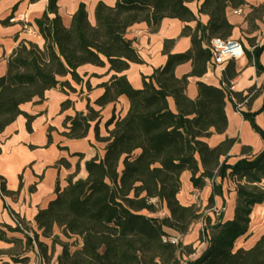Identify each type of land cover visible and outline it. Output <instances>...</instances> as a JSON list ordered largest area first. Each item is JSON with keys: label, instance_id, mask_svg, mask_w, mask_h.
Segmentation results:
<instances>
[{"label": "trees", "instance_id": "obj_1", "mask_svg": "<svg viewBox=\"0 0 264 264\" xmlns=\"http://www.w3.org/2000/svg\"><path fill=\"white\" fill-rule=\"evenodd\" d=\"M47 1V10L35 20L45 42L43 48L33 42L21 43L8 60L7 73L0 78V135L21 115L26 116L31 128L33 118L22 107L43 102L46 93L57 88L63 77L71 75L79 82L78 69L84 65H108L109 71L115 73L103 85L105 93L98 99V106L116 103L121 96L129 100L126 116L114 115L107 123L113 128L108 137L100 138L106 143L105 154L87 162V178L74 181L70 177L63 189L58 185L56 198L36 216L37 227L44 238L52 240L53 251L55 245L62 248L58 264H181L182 255L194 251L181 240L173 243L175 236L168 230L184 236L204 218L201 206H183L178 200L181 176L186 171L191 173V182L198 190L204 189L206 180L214 181L210 205L215 196L222 195L217 178H230L237 191L234 219L215 225L207 220L209 234L206 226L200 237L201 242H208L207 249L197 261L187 264H264V236L252 249L235 251L237 240L249 230L254 207L264 203V150L253 159L244 158L231 166L229 153L236 139H227L215 148L206 142L228 128L226 106L235 96L231 80L237 74L228 69L221 87L199 82L197 98L192 100L187 95L189 78H200L207 72L212 60L211 41L231 38L234 26L228 19V8H241L247 1L115 0L114 6L100 1L94 24L86 4L81 3L69 27L59 15V0ZM200 1L199 13L210 18L207 25L189 7ZM165 19L197 22L195 29L186 26L183 30L184 36L191 37L192 48L172 53L174 41H166V65L155 70L152 77L144 78L141 89H135L124 73L132 64L143 61L127 39V32L141 23L157 32ZM263 52L264 46L246 52L258 72H264L260 61ZM186 63L192 64V71L179 78L176 70ZM171 100L175 109L171 108ZM93 115L97 116L93 113L87 120L80 115L70 119L71 127L65 136L86 137ZM244 118L264 142V129L255 117L244 114ZM0 190L4 198L10 194L5 181L0 182ZM18 222L16 229L4 227L24 232L28 247L35 242L46 260L49 247L40 242L34 230L33 237L29 236L27 225L19 219ZM56 228L74 243L63 242L55 234ZM0 240H6L2 230ZM12 260L28 263L29 258L12 256Z\"/></svg>", "mask_w": 264, "mask_h": 264}, {"label": "crops", "instance_id": "obj_2", "mask_svg": "<svg viewBox=\"0 0 264 264\" xmlns=\"http://www.w3.org/2000/svg\"><path fill=\"white\" fill-rule=\"evenodd\" d=\"M100 1L109 6L115 5V0H94L91 4L84 0H59V15L64 25L69 27L79 5L85 3L89 20L94 24L95 8ZM246 1L247 4L241 8H228L227 16L234 26L231 38L239 40L246 52L252 53L256 47L264 46V9L260 8L264 6V0ZM202 3L203 1L193 2L189 7L198 20L207 25L209 16L199 13ZM47 6V0L36 3L27 0H0V78L7 73L8 60L21 43L33 42L43 48V38L40 35L37 38L31 36L24 31L23 25L25 22L30 23L38 32L35 20L42 17ZM186 26L195 29L197 22L184 23L178 19H165L157 32H152L146 23L137 24L128 30L126 37L133 42L143 61L141 64H132L124 73L135 89H141L144 78L152 77L155 70L166 65V41H174L172 53H185L192 48L191 37L183 35ZM260 61L264 66V52ZM228 69L237 74L231 80V90L235 96L230 98L226 106L228 128L223 134H213L206 142L211 148H215L227 139H236L237 143L228 159V164L233 166L244 158H255L264 150L262 138L244 118V114L254 116L258 126L264 129V72H258L247 53L243 59L233 62L211 60L204 76L189 78L187 95L192 100L197 98L199 82L221 87ZM191 71L192 64L186 63L177 68L176 75L181 78ZM78 74L79 82L73 80L71 75L63 77L57 88L46 93L43 102H32L22 107V111L33 118L31 128H28L26 116L21 115L0 135V182L5 181L7 191L10 192L4 198L0 190V230L6 237V240H0V251L4 253L0 256V264H58L62 248L55 245L53 251L52 240L42 236L36 224V216L56 198L58 185L63 189L68 185L70 177L74 181L87 178V162L105 154L106 143L100 141V138L108 137V131L113 128L107 127V123L114 115L116 118H123L129 111L126 96H121L116 103L105 107L97 105L98 99L105 93L103 85L109 83L115 75L109 71L108 65H84L78 69ZM170 103L171 108L175 109L174 101L171 100ZM93 113L97 116L93 115L89 121L90 128L86 137L72 139L65 136L71 127L70 119L80 115L87 120ZM244 149L247 150L246 153L243 152ZM191 176L188 171L182 174L178 200L183 206H201L204 218L196 221L184 236L168 230L169 234L179 237L184 246L194 251L192 254H183L181 264L197 261L207 249L208 242L200 241L207 220L210 225L233 220L237 206L236 185L230 178L216 179V184L222 186V195L215 196L213 205H210L214 185L206 180L204 189L198 190L193 186ZM18 219L27 225L29 236L33 237L34 230L39 235L40 242L49 247L46 260L42 259L35 242L28 247L24 232L8 231L4 227L16 229ZM263 219L264 203L254 207L249 230L237 240L235 251L250 250L256 246L264 236V224L260 222ZM56 230L59 229L56 228L55 232ZM207 231L209 234V226ZM56 246L59 247L58 250ZM12 256L20 260L29 258V261L15 263Z\"/></svg>", "mask_w": 264, "mask_h": 264}, {"label": "built area", "instance_id": "obj_3", "mask_svg": "<svg viewBox=\"0 0 264 264\" xmlns=\"http://www.w3.org/2000/svg\"><path fill=\"white\" fill-rule=\"evenodd\" d=\"M24 31H26L31 36L37 38L39 33L37 32L36 28L30 24L25 22L23 25ZM209 49L212 53V60L219 61V62H229V61H238L243 59L246 56V50L243 44L236 39H214L211 41L209 45ZM212 184L214 183L213 180L210 181ZM197 199V197H196ZM19 224V222H18ZM180 240L179 237H173L171 241L173 243H178Z\"/></svg>", "mask_w": 264, "mask_h": 264}, {"label": "rangeland", "instance_id": "obj_4", "mask_svg": "<svg viewBox=\"0 0 264 264\" xmlns=\"http://www.w3.org/2000/svg\"><path fill=\"white\" fill-rule=\"evenodd\" d=\"M86 3H88V4H91L94 0H84ZM160 216H163V214H159ZM261 222V224H264V219L262 220V221H260ZM56 234H59L60 235V239L63 241V242H65V243H70V244H73L74 243V241L75 240H69V239H67V238H65L63 235H61L60 234V231L59 230H56V232H55ZM59 246V245H58ZM58 246H56V249L58 250L59 249V247ZM78 246H76V247H73V250L75 249V248H77Z\"/></svg>", "mask_w": 264, "mask_h": 264}]
</instances>
